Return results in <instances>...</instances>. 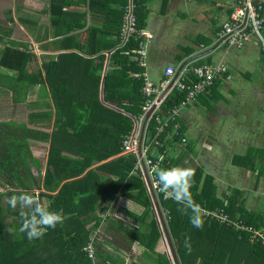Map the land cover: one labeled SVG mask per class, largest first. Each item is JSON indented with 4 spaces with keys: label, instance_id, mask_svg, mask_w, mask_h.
<instances>
[{
    "label": "trees",
    "instance_id": "16d2710c",
    "mask_svg": "<svg viewBox=\"0 0 264 264\" xmlns=\"http://www.w3.org/2000/svg\"><path fill=\"white\" fill-rule=\"evenodd\" d=\"M149 1L133 0L138 31L146 27ZM107 2L88 0L85 5L91 17L100 19V23L88 25L87 13L77 1L49 0L50 25L43 38L48 41L42 49L60 53L42 56L38 68L32 44L12 39V28H0V96L5 91L13 104L27 103L26 121L0 119V264H91L83 252L91 235L85 225L95 219L97 227V211L106 210L105 203L114 202L119 194L145 208L140 217L131 214L134 218L141 223L151 218V232L133 233L135 239L150 251L160 240L152 199L140 171L134 172L138 158L122 150L148 106L144 75L149 55L146 66H141L135 53L143 42L138 34L123 44L121 33L129 0ZM260 5L264 17V2ZM20 22L32 30L39 27L37 21L20 18ZM195 42L212 44L204 37ZM192 53L193 49L188 50V55ZM201 64L195 60L190 71ZM184 78L195 80L192 73ZM37 87H42V94L28 103ZM185 97L186 92L174 86L149 120L144 145L149 148L146 158L154 164L160 154L155 157L152 150L163 153L162 145L175 126L171 122L160 134L156 117L166 116ZM180 136L179 129L175 141ZM34 141L50 144L45 170L32 151ZM260 153L252 149L236 160L256 168L262 162ZM171 166L178 163L170 158L161 161V168ZM201 176L198 170L190 185L199 207L212 212L219 208L247 227L264 226L262 214L247 211L242 201L218 199L211 176L198 193ZM23 192L33 194L42 206L62 216V223L31 242L18 230L20 209L5 205V199ZM159 202L168 211L167 225L181 264H264V246L250 242L252 233L236 232L233 225L202 214V227L196 228L189 222L190 210L163 194H159ZM160 258L163 264H170L165 256Z\"/></svg>",
    "mask_w": 264,
    "mask_h": 264
},
{
    "label": "crops",
    "instance_id": "0c3cea01",
    "mask_svg": "<svg viewBox=\"0 0 264 264\" xmlns=\"http://www.w3.org/2000/svg\"><path fill=\"white\" fill-rule=\"evenodd\" d=\"M70 1L72 3L77 1L81 4L80 9L87 13L88 25L100 23V19L91 17L88 5H85L89 4L88 0ZM104 1L107 0H99V3L104 4ZM112 1L114 0H108L107 3L111 4ZM238 1L150 0L147 3L150 13L143 31L151 34L152 39L147 45L149 57L146 66L148 70L145 74L153 84L164 90L171 86V91L183 75L188 77L192 73L193 69L191 71L189 69L191 62L176 79L181 65L198 54H202V57L197 59L202 61L201 65L219 66L223 64L228 66V72L220 77L208 92L198 96L192 104L183 109L175 121L167 122L164 130L171 122L175 126L173 132L166 136V141L162 145L163 153H159L157 149H153L152 152L155 157L160 154L158 168H161V161L164 158L176 161L178 166L190 167L193 173L190 185L197 171L201 170L198 193L202 191L206 177L211 176L217 188L216 197L218 199L222 201L237 199L244 203V209L260 213L264 217V52L255 39L245 44L243 48H237L228 46L221 35L222 25L230 18ZM257 1L255 0L256 4ZM46 15L50 25L49 13L47 12ZM20 25H23L22 31L25 32L26 24L20 22ZM49 25L43 26L39 39L32 41L34 47L38 44V49L43 53L42 56L60 53L42 49L48 41L43 38L46 37ZM28 37L26 36L22 41L28 42V39H32L30 35ZM199 37L211 39L212 44L210 46L203 43L197 45L195 40ZM190 49H193L192 55H188ZM42 56L41 58L38 56L39 63L42 62ZM180 57L182 60H179ZM169 67H174L176 74L166 83V70ZM35 89L29 97L32 100L28 99V103L37 98ZM166 119L167 115L162 116L160 125ZM144 120L145 115L136 123L135 129L126 137L124 144L132 135L140 139ZM158 128L157 132L160 133ZM179 129L181 136L175 141L174 137ZM175 131L176 134H174ZM145 137L146 130L141 149L146 153V149L149 148L144 145ZM33 143L35 141L32 142V149ZM37 143L46 144L48 150L50 148L49 143ZM252 149L260 150V155L263 157L262 162L256 168L244 166L242 162L236 160L239 156L247 155ZM124 153H126L125 150ZM138 164L139 158L134 172L140 171ZM140 173L152 199L147 180L145 181L146 176L144 179L141 171ZM156 196L159 201V196L157 194ZM105 204L107 209L101 208L96 214L100 219L99 225L95 227V219L85 225L86 229L91 231V235L83 247V252L91 264H163L164 260L160 258L161 256H165L170 264H173L168 242L163 238L159 222L158 230L161 232V237L154 251H150L135 239L133 233L146 235L151 232L149 224L151 218L141 223L142 221L140 222L131 215L140 217L145 213V208L141 204L120 194L114 202ZM199 208L202 215L205 211L209 212L207 209ZM218 210L221 209L218 208ZM162 211L167 222L168 211L163 209ZM154 213L158 221L155 210ZM253 230L264 234V226L260 229L253 227ZM234 231L243 232L236 229ZM250 238V242H259L264 246V241L257 240L252 235ZM90 243L95 247V259H91L85 250Z\"/></svg>",
    "mask_w": 264,
    "mask_h": 264
},
{
    "label": "built area",
    "instance_id": "2783aa9c",
    "mask_svg": "<svg viewBox=\"0 0 264 264\" xmlns=\"http://www.w3.org/2000/svg\"><path fill=\"white\" fill-rule=\"evenodd\" d=\"M263 8L260 3H255V0H239L236 6L233 8V12L230 15V18L223 24L222 36L225 38V42L230 47L243 48L245 44L252 40H256L261 45V49L264 52V17L262 16ZM138 34L143 38V42L140 45V48L135 51L138 55V62L141 66H146L145 59L147 57V45L148 41L152 39V35L142 31H138L136 27V19L134 16V5L133 0L129 3L127 7L126 14L124 16V26L122 28L121 38L123 44H126L131 36ZM228 72V66L226 65H200L193 68L192 74L195 77V80L187 81L184 77L180 78L177 83L174 85L178 90L186 92L185 99L178 105L175 106L171 111L167 113V119L162 123L158 131L161 133L164 130L167 122L175 121L180 115L181 111L192 104L198 96L204 94L210 90L214 83ZM176 74V69L174 67H169L166 70V83L169 82V79ZM145 88L144 93L148 98V106L145 107L147 111L156 104V99L162 94L164 89L155 87L153 82L150 81L148 76L145 74ZM157 95L154 101H151V98ZM159 107V105H158ZM158 122L161 121L159 116L156 117ZM138 138L135 135H132L127 139L124 144V150L126 153H134L139 158L138 169L142 172L145 179L144 168L148 171L152 187L155 193L163 194L159 189V182L155 175L156 170L158 169V164L147 159L146 153L142 151L141 156L138 154ZM146 181V179H145ZM164 195V194H163ZM165 198V196H164ZM205 217L216 218L221 223L227 224L228 226L233 225L234 229L242 230L243 232L252 233V237H256L257 240L264 241V234L258 231H254L252 227H247L245 223L241 220H232L228 214L223 210L216 212H203ZM86 252L91 259H95V247L90 243L86 247Z\"/></svg>",
    "mask_w": 264,
    "mask_h": 264
},
{
    "label": "clouds",
    "instance_id": "9594fccd",
    "mask_svg": "<svg viewBox=\"0 0 264 264\" xmlns=\"http://www.w3.org/2000/svg\"><path fill=\"white\" fill-rule=\"evenodd\" d=\"M192 174L190 167L181 166L158 168L155 173L159 189L165 198H171L184 209L190 210L189 222L200 228L202 227L200 208L194 202L190 191ZM7 203L13 209L19 207L21 224L18 230L30 242L40 239L48 229L62 223L61 214L42 206L33 194L26 192L14 194L8 198Z\"/></svg>",
    "mask_w": 264,
    "mask_h": 264
},
{
    "label": "rangeland",
    "instance_id": "374dc122",
    "mask_svg": "<svg viewBox=\"0 0 264 264\" xmlns=\"http://www.w3.org/2000/svg\"><path fill=\"white\" fill-rule=\"evenodd\" d=\"M49 0H0V28H12L13 34L12 39L21 40L26 36L30 35L32 39H28V43L32 44L33 40H38L39 36L42 34L41 29L43 26L49 25V18L47 17ZM8 10L11 11V15H9ZM41 13V15L39 14ZM50 17V16H49ZM13 18V22L10 20ZM20 18H25L32 21L39 22V27L35 30L25 25V32L22 31V26L20 25ZM41 26V28H40ZM28 33V35H27ZM29 38V37H28ZM34 38V39H33ZM36 38V39H35ZM7 40L8 38L5 37ZM26 41V40H25ZM2 44L0 43V47ZM35 51V53L42 56V52L38 49V44L34 47L31 45ZM40 66L38 63L37 67ZM255 72V71H254ZM256 73V72H255ZM256 75V74H255ZM36 96L38 97L42 94V87H37ZM29 100H32L30 98ZM26 104H13L11 102L10 94L3 91L0 96V119L1 120H16V121H24L26 120ZM48 147L46 144L41 143H33V153L43 162V166L46 163L47 155H48ZM34 173H36L35 169H33ZM39 191H35L38 194ZM38 200V198H37ZM39 202V201H38ZM40 203V202H39ZM45 203V202H44ZM5 205L8 207L7 199H5ZM19 207L16 208V210ZM11 219V218H10Z\"/></svg>",
    "mask_w": 264,
    "mask_h": 264
},
{
    "label": "water",
    "instance_id": "95a60500",
    "mask_svg": "<svg viewBox=\"0 0 264 264\" xmlns=\"http://www.w3.org/2000/svg\"><path fill=\"white\" fill-rule=\"evenodd\" d=\"M263 0H258L257 3L261 2ZM202 57V54H198V55H195L193 57H191L189 60H187L186 62H184L181 67L179 68L177 74H176V79L178 78V76L181 74V72L183 71V69L191 62H193V60H197L198 58ZM175 79V80H176ZM171 89V86L166 88L162 94H160V96L156 99V104H154L148 111L147 113L145 114V120H144V123H143V130H142V133H141V137L139 139V143H138V152L139 154L141 155L142 154V145H143V141H144V135H145V130H146V126L149 122V119L151 117V115L156 111V109L158 108V105H160L165 97L167 96V94L169 93ZM144 172H145V176H146V180H147V184H148V187H149V191H150V194L152 196V200H153V205H154V210L156 212V215H157V218H158V222H159V226L163 232V238L166 239V241L168 242V246H169V250H170V254H171V257H172V260H173V264H181L180 263V260H179V257H178V254H177V251H176V248L174 246V243H173V240L171 238V234L169 232V229H168V225H167V222H166V219H165V215L162 211V208H161V205L158 201V198L156 196V193L152 187V183H151V180H150V177H149V174L146 170V168H144Z\"/></svg>",
    "mask_w": 264,
    "mask_h": 264
},
{
    "label": "flooded vegetation",
    "instance_id": "af4514ba",
    "mask_svg": "<svg viewBox=\"0 0 264 264\" xmlns=\"http://www.w3.org/2000/svg\"><path fill=\"white\" fill-rule=\"evenodd\" d=\"M8 13H9V15H11V11L10 10H8Z\"/></svg>",
    "mask_w": 264,
    "mask_h": 264
}]
</instances>
